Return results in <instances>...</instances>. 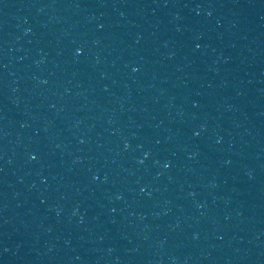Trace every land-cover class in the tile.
<instances>
[{
    "label": "water",
    "instance_id": "95a60500",
    "mask_svg": "<svg viewBox=\"0 0 264 264\" xmlns=\"http://www.w3.org/2000/svg\"><path fill=\"white\" fill-rule=\"evenodd\" d=\"M0 264H264V0H0Z\"/></svg>",
    "mask_w": 264,
    "mask_h": 264
}]
</instances>
